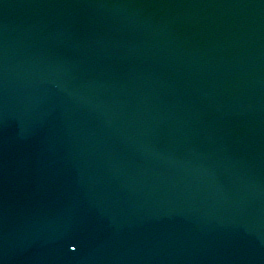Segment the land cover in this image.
<instances>
[{"label":"snow or ice","instance_id":"obj_1","mask_svg":"<svg viewBox=\"0 0 264 264\" xmlns=\"http://www.w3.org/2000/svg\"><path fill=\"white\" fill-rule=\"evenodd\" d=\"M71 246H72L73 249H75L77 247V244L76 243H72Z\"/></svg>","mask_w":264,"mask_h":264},{"label":"water","instance_id":"obj_2","mask_svg":"<svg viewBox=\"0 0 264 264\" xmlns=\"http://www.w3.org/2000/svg\"><path fill=\"white\" fill-rule=\"evenodd\" d=\"M86 15H87V14H85V16H86ZM91 21H92V19H91ZM93 25H94V24H93V23H91V25H90V28H92V27H93Z\"/></svg>","mask_w":264,"mask_h":264}]
</instances>
